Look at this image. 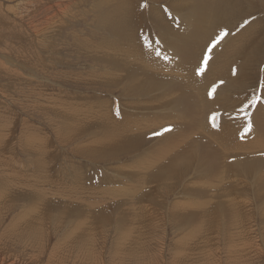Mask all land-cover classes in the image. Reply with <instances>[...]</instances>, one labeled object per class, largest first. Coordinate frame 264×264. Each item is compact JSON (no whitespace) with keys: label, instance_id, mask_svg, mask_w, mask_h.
Returning a JSON list of instances; mask_svg holds the SVG:
<instances>
[{"label":"rangeland","instance_id":"1","mask_svg":"<svg viewBox=\"0 0 264 264\" xmlns=\"http://www.w3.org/2000/svg\"><path fill=\"white\" fill-rule=\"evenodd\" d=\"M174 1H181V0H162L159 2H156L154 0H111V1L110 0L109 1L108 0H0V163H1L0 178L2 179L1 182L4 183V186H3L2 183L0 182L1 185L3 186L0 188L1 190L0 193L2 194V195L0 194V238H1L0 239V249H2V253H1L2 257H0V264H38L37 261L33 262L29 260L26 253L27 254L31 253V251L28 249L30 248V246L24 245L21 241H24V242L32 241L29 243H33V241H37V243L38 242L46 243L44 253L41 258H38L39 255L37 253L32 255V258L34 259L37 258L38 260H40L42 264H46V263L59 264V263H55L56 261H53V260L51 261L50 259H48L49 254L51 255V253L54 252L56 249L55 248L54 250L50 251L53 246H56L55 243L60 244L58 252H61L62 254V258H63L62 264H93L92 263L93 260L95 263L98 262V264H108V262H110V258H109L110 247H112V245L114 244L123 245L126 242V237L118 235L119 232H118V229L116 228L117 227L116 223L119 219L122 220V218L119 216L120 213L123 214L127 219H133L132 215L131 214L129 215L128 213L129 212L128 197L132 198L134 204L133 202H130L129 204L133 205L134 207L135 205L139 204L138 200H134L135 196H143L141 202L144 203L148 208H150L151 211H150L149 219L151 220H149L150 225L147 226V233L141 235V232L135 231L136 233L135 232L132 233L128 237V239H130L133 235H135V239L138 240L140 243L141 242L147 243L150 241V243L154 245V249L152 252H155L154 254L155 256L152 257L153 264H166V262H164L162 259L159 258V257L163 258V252L165 254L167 253V255L169 256L170 254H172V252L173 253L175 252L176 248L180 246L185 247V245L181 243L182 241L183 243H186L187 240L188 241L186 245H189L190 243H193V242L194 243L196 242V245L193 247V249L186 248L182 252V255L184 254L187 255L186 259L183 261V264H189V260L192 258L195 260L197 258L199 259L200 263H204V264H234V262L235 264L236 263L264 264V230L260 222V214L262 211V206L261 207L259 206L260 203L264 202V199L257 194L258 190L260 193L264 194L263 192L264 184L261 183L262 178L259 179L260 184H258L261 187L259 186L256 187L254 185V181H255L254 177L252 178L248 177L249 179H247L246 175L245 177H242V178L239 176L235 177L234 174H230L231 176L228 175L229 177L228 176L219 177L215 175L213 173V170H211L212 169L211 167H213L211 165H214L216 169L219 168L217 167L216 161H215L217 157L219 156V154H217L218 151L215 149V147L217 148L216 143L213 144L214 148L212 147V149L211 148L210 149L208 148V150L206 149V153H204L201 157L204 159L200 158L201 160H204V161H201L200 159L199 161V160H196L195 158L192 160L193 158L192 155H194L192 153L196 150H194L192 146H188V144L185 142H189V143L191 142L192 145H195L197 147V151H198L200 147L201 148L205 146L207 147L208 145L203 146V144H207L210 141L208 140L207 142L205 140H202L199 137L198 132H197L198 135L195 134L193 136V134L196 132H193V131L191 132L190 129H187L188 134L186 133L183 134L182 131H176L177 127L173 128L174 127L173 125L177 126V124H181L182 120L180 119L179 120L172 119V120L167 121L170 117L178 116V114L177 115L175 114L177 112H182L181 110H183L182 113H184V114H181L183 118H186L188 116L187 114L189 110L187 109L188 107L187 105L185 107L186 110H184L185 109L184 107H183L184 109L183 108L180 109L175 105L176 102H178L176 101L175 96L180 95V93H183V91H185L186 89L184 88L183 79H181L183 82L180 79H176L177 81L182 82V83L179 82V84L177 85L179 88L176 85H174V84H177L178 82H175V80H169L170 83L173 84L172 85L173 87L170 86L172 89L167 91L166 93L171 92L170 95L169 94L164 95L162 92H159L158 90H155V88H153L155 87L154 84H152V86L150 85V79L153 78L154 74H158L157 73L159 71L157 70L158 66L161 70L160 77L164 79L167 78V81L168 79H170V76H166L167 74H172V75L178 74L174 72L169 73L171 72L168 69L169 67H164L166 66L165 65L166 63L168 66L173 65L172 63H175L177 61L176 60L177 58L178 60L181 58V54H178L177 51L175 50L177 49V47H175V45H172L171 43L170 39L172 38V36L170 37L169 34L165 32V30L170 29L171 31H175V30L182 31L186 28V30L188 31L189 29L190 30L192 29L193 25L195 26V24H192V22L194 21V17H192L194 16V12L191 11L189 13L188 10L186 11V9L184 10L183 8L179 9L180 3H178L176 6L177 8H175L172 5ZM126 7L128 9L130 7L131 12L127 14L128 15L127 22L123 23L124 26L126 25L124 27L125 31L122 34V36L126 38H123L124 39L123 40L119 36V33L115 31L114 27L107 25L105 23L104 18L112 10H114L115 12H121V11L126 12L127 10ZM155 7L158 8V12H156ZM231 7L234 9V13L231 14V18H230V15L226 17L228 22L225 19L221 18L222 19L221 28L222 27L225 28L222 25H227L226 28L225 29L222 28L219 31V33L216 34V36L213 35L211 38H214V39L213 40L209 39L210 42L208 43V46L206 42V45H204L203 48L200 47L201 49L200 51L192 50L194 52H189V53L186 52V55L189 56L191 54L193 58H191L192 56H189L190 59H195V57L197 58L199 53L200 55H202V56H199L201 58L207 55L206 65H209V62L215 59V54L216 56H218L219 55L218 53L224 52L226 48L227 49L235 48L233 50V55L230 57L231 64L228 67L233 72L236 73L234 75L235 77L231 78L233 80L235 79L234 81H232L233 82L232 85H234L238 81L241 82V83H237L238 85L236 84V87L238 88L234 87L235 85L232 86L231 83H229L231 85L229 86L228 81H225L224 79L219 78L218 76H216L218 75L216 73L211 72L213 73V76H214L213 79L211 78L212 74L208 75L209 80L210 78L211 80H213L210 82L205 73L207 70L203 69L204 71H199L198 69L194 71H196V73L198 72L197 74L201 78L200 84L202 86L206 85V83L204 82V78L206 79L205 80L207 82L206 86L210 90L211 93H214L216 91H219L221 93L224 92V94H222V99L220 100V102L215 104V106H212L214 109H212V107L210 106L207 110L208 114H206L205 116V113H201L199 116V120L201 121L203 118L204 120H206L216 111L225 109L226 107L225 111H222V115H219L220 114L219 113L218 116H220L219 118H221V121L226 120L228 124L222 125L219 128H215V133L222 134L223 136H225L228 139V142H229L228 145L232 147L233 149L241 150L242 148L246 147L249 143H251L256 138V131L262 132L264 130V114L256 113L258 109L262 110V113H264V87L261 86L262 82H264V0H231ZM181 10L184 13H182ZM160 12H161L162 17L160 15L159 16L157 15ZM131 13H133L132 16H131ZM187 13H189L190 16ZM157 20L159 21L157 22ZM223 20H225L226 22ZM183 23L185 24V26H189V29H187L188 27H185ZM130 28L131 30H133L132 32H130ZM222 31H226L227 34L224 35L222 38H220V33ZM133 33L135 37L134 52H133L134 55L131 56V59L133 63H134V58H135V62L137 63L139 62L138 63L139 66L137 65V67L139 68H137V70L139 69L142 75H140L137 72L134 73L133 75H128L126 74L125 70L122 69V66H121V63L123 67L125 66V64H127L126 62L127 60L125 59V57L127 56L126 52L133 50V48L130 47L131 44L133 43V37H132ZM170 33H173V32H170ZM164 39L166 40L164 41ZM211 41L212 43L213 41H216L217 44L215 43L212 45ZM117 45H119V47ZM127 46H128V49H127ZM170 46L172 49L170 48ZM172 46L175 48H173ZM223 46H225V48ZM125 48L127 49L126 52L124 51ZM138 48H140L141 51L144 52L146 56L150 57L151 59L155 61L154 62L152 60V63L154 62L155 66L154 65L149 66L147 62L148 58L145 59L141 54L139 55L138 54L139 51L137 52L136 50ZM215 48L217 49L215 50ZM208 49H210L211 51ZM202 51H204V55ZM195 52L197 56L195 55ZM207 52L209 53L207 54ZM157 54L158 56L156 57ZM161 59L162 61L160 62ZM180 61L183 66L188 65L187 58H182L180 59ZM237 73H241V74H238V76H236ZM202 75L204 76V78H202ZM124 76H126V78ZM147 77L148 78L150 77V78L148 79ZM217 77H218V80H216ZM228 77L230 78V75H228L226 78ZM134 78H139V79L137 80ZM214 79L216 82H220L221 87H218L219 83H217V86L213 87V83L214 85H216L215 84L216 82L214 81ZM147 81H149V84L147 86V89L145 90L144 88L146 87H142L141 84H144V83L147 84ZM222 82L223 83L227 82L228 85L227 84L225 85L226 88H224L225 86L223 87L225 90L222 89L220 91L223 85ZM208 83H209V86H208ZM243 83H244V86H242ZM181 84H183L182 86L183 89L181 88ZM174 86H176L177 89L174 88ZM149 87L151 89H149ZM228 87L230 89H228ZM111 90L113 91L111 92ZM150 91L152 93H150ZM154 93H155V96L153 95ZM194 96L196 97V93L194 94ZM184 97H186L185 100L188 99L187 96H184ZM254 97L255 99H253ZM196 98L198 99V97ZM88 100L89 102H87ZM162 100L167 101V103H165L167 106V109L165 108L166 107L164 104L165 101H162ZM157 101H158L157 105L159 106L154 104ZM187 101L186 102L184 101V103H188ZM72 102H74L73 105H72ZM79 102L80 103L82 102V104H80ZM91 102L93 103L94 107L97 106L96 109L92 106ZM125 102L126 103L128 102V104L126 105ZM169 102L172 103L173 108L174 106L175 108H178L176 109V112L174 111L175 109L171 108L172 106L169 104ZM200 102L201 101H199V103ZM85 103L86 105L88 103L89 104L86 106ZM57 104H58L57 107L60 109L56 107ZM74 104H77L79 106L76 107L77 105H74ZM202 104L200 103V105ZM81 105H83L84 107ZM89 105L91 108L89 107ZM103 105L105 106L103 107ZM70 106L72 107L74 106V108L77 111L75 110L76 111L75 112L74 108L72 109V107L70 108ZM154 106H156L157 109L153 108ZM63 107L65 108L62 109ZM101 107L104 108L106 112H104V110L101 109ZM148 107H151L152 109L150 108L149 110ZM81 108L84 109L85 111L82 110ZM133 108L134 109L136 108L137 110H134ZM54 109L56 111H54ZM68 109L70 111H68ZM88 109L90 110L92 109L93 111L92 110L91 111L93 113ZM235 110H238L239 112ZM57 111H59L60 113ZM79 111H82V112H79ZM88 111H90L91 114L90 112L88 113ZM165 111H168V112H165ZM211 111H212V114L210 113ZM134 114H137V115H134ZM60 115H62L61 116L62 118L59 117ZM90 115L92 116L90 117ZM63 116L65 117V119H63L64 118ZM66 116H68L67 117L68 119L66 118ZM75 116L77 119L75 118ZM258 116L262 120L257 118ZM142 117L143 119L144 118L149 119L148 121L150 123L149 122L147 123L146 122L147 119L146 120L144 119L145 120L144 122H146V124H149V125H146L143 122ZM157 119H158V122L161 119H162L161 122L167 121L164 123V128L163 127L152 128L151 125H153L154 122H157ZM204 120H202L201 122L202 123L205 122ZM118 121L119 123H117ZM132 121H134V123ZM141 122L143 125L140 124ZM255 122H257L256 123L257 125L255 124ZM113 123L114 124L116 123V124L114 125ZM258 123L262 125L258 126L259 125ZM91 124L93 126L96 125V127L95 128L93 127L89 130L90 126L92 127ZM139 124L141 127L139 126ZM108 125L110 126V130L107 129ZM137 127H139V129ZM85 128L91 132H89ZM160 129L164 131L163 132L164 134L163 133L160 134V131H161ZM164 129H166V131ZM170 129L172 130L175 129V134L177 135L178 133L179 135H181L180 132H182V136H185V137L181 141L185 143L184 144L185 146L183 145V142L180 141L177 146L175 145L171 147L172 151L171 149L167 152L164 151L162 153L158 151L159 153L158 154L156 148L160 146L161 147L166 146L167 142H168V145H170L171 143V140H172L171 135L174 133V130L173 131L171 130L170 132L171 135H167L168 134L167 132ZM57 130L58 132H56ZM81 133H83V136ZM40 134H41V138H40ZM77 134L78 135L81 134V135L78 136ZM150 134L152 135L154 134V135L153 136L151 135L152 137L148 139L149 138L148 135ZM165 134L166 136H164ZM203 134H204V138L206 137L205 139H207L208 136L209 137L214 136V134H211V133L208 134V136L205 132ZM28 136L30 138H28ZM63 136L64 137L67 136L66 141H65V138H61ZM68 137H70L71 140H69ZM25 138L30 139V141H28L29 143L27 142ZM31 138L33 139L34 142L31 141L32 140ZM77 138H80V139L77 140ZM140 139L142 140V142ZM25 140L28 144H26ZM38 140L39 141L41 140V141L39 142ZM36 141L37 143H35ZM31 142L35 143L34 146ZM38 142H39V145H38ZM30 145L33 146V148H31ZM89 146L91 149L89 148ZM114 146L116 148L120 147V149H116ZM27 147H29L30 149ZM34 147L36 151L34 150ZM109 148H111V150ZM31 149L34 151H30ZM155 149H156V152L154 151ZM26 150H28L29 153ZM107 150H109L110 153L107 152ZM183 150L187 153L186 156H189V157H185L186 160L185 158H183L184 155H182V154H185V152L178 154V152H182ZM40 151L43 153L41 154ZM197 151L195 153H197ZM221 151L224 152L223 149ZM33 152H35V154L38 152L37 153L38 155L36 154L37 155L36 156ZM172 152L178 155L181 154V157L183 158V160H185L184 162L185 165L183 163L177 164L178 162L174 163L172 161V157H170V155L173 154ZM30 153L31 155L29 157L28 154ZM160 153L166 157H170V158H167L166 160V161L168 160L170 161L164 162L162 158L166 159V157H164ZM229 153L226 150L225 153L221 154L222 157H224L223 166L224 165L228 166V164H231L230 162H232V161L229 162L227 160L230 157L228 156ZM148 154L149 156L147 157ZM216 154L217 156H214ZM226 154H228L227 159L225 158ZM235 154H242V153L237 152ZM235 154L230 153V155H235ZM245 154L246 153H244V155ZM212 155L216 159L211 157ZM246 155L247 156L251 155V153L250 154L247 153ZM252 155H254L255 157L263 158V165H264V152H256V153H252ZM38 156L40 157L38 158ZM32 158H35V161ZM110 158H111V161H110ZM250 158L253 159L254 161H257L256 159H254L253 156ZM36 159H39V160L36 161ZM223 159H221V161ZM153 160H155L156 162ZM157 160L161 162L159 161L157 162ZM209 160H211L210 162L214 161L215 163L214 164L213 162L210 163L208 162ZM206 161L208 165L206 164ZM31 162H33V164ZM152 162H155L156 166L153 163V166L151 167ZM36 163H39V165L38 164L37 165L40 167V170H39V167L35 165ZM170 163H172L173 165ZM198 163H200L201 165ZM164 164L165 166H162ZM41 165L43 168L41 167ZM69 166H72V168ZM181 166H183L184 168H182ZM116 167L120 170L118 171ZM120 167H123V168H120ZM149 167L151 168V170ZM170 167L172 168L170 169ZM36 169L38 173L37 171H35ZM121 169H122V172H125L126 174L125 173L124 174L127 176H124L123 173L120 172ZM41 170L44 172H42ZM156 170L157 171L160 170V172H157ZM163 170H166V171H163ZM168 170H169L170 177L167 176V179L165 178V180L159 181L161 178L158 180L157 178L159 177L158 175L168 173ZM199 170H201L202 172L198 175V173L196 172ZM206 170H208V173ZM1 171H4L5 173L4 172L3 173L6 176L12 175V177H7L8 179H4L2 176L3 173H1ZM39 172L42 174H40ZM78 172H80L83 177L81 175H78L79 174ZM137 172L138 174L140 173L139 174L140 176L136 174ZM173 172L175 174V177H173L172 179ZM177 172L180 174H178ZM32 173H33V176L31 175ZM204 173H207L208 175L211 174L209 176L210 178L208 177L207 174H204ZM44 175H47L46 180H49L48 182L50 183L48 184L51 186L52 189H54L53 191L56 192L57 195L53 197L54 196L52 194L53 192L50 189V192H49L50 195L47 196L48 200L46 199H43V200L33 199L32 200L34 195L37 193V190L41 187V186H38L37 184L39 185L44 184V183L41 184V181L43 180ZM84 175H85V178H84ZM147 175H149L150 177V178L148 177V183L153 184L152 188L150 186L147 192L148 193L150 192L151 194L155 193V197L157 195L156 199L154 198V199H151L150 201L146 200L147 199L146 194L143 192V191H146L148 187L146 185ZM24 176L28 177L29 179H31V177L33 179L34 177L33 180L35 181L29 180L25 178ZM38 177H40V179ZM23 178H25V182ZM36 179H39L41 181L39 180L37 181ZM178 179L180 180L178 181ZM200 179L201 180L203 179V181L205 182L203 183V181H201ZM217 179H220L219 183ZM222 179H224V181ZM28 180L30 181V183ZM176 180L178 182L172 183ZM209 180L212 182H210ZM208 181L211 183L210 185L208 184L209 183ZM6 182H10V184ZM17 182H19L20 184H18ZM216 182L217 184H215ZM12 183H14L15 186ZM163 183L174 184V186L172 185L169 192L167 193L166 187L164 186L165 184ZM123 184L124 185L126 184L125 186L127 188ZM16 185L18 187H16ZM19 185H21V187H19ZM156 185H158V187ZM212 185L214 186V188L216 187L219 191L217 189L213 190ZM9 186H12L11 187L12 190ZM22 186L23 187L25 186V189L22 188ZM50 186H46V187L49 188ZM114 186L115 187L118 186L117 190H115L116 188H114ZM195 186H196V189H195ZM201 187L203 188V190ZM3 188L5 189L4 192H3ZM183 188L185 189L187 188L190 191H187V189L185 190ZM6 189L8 193L5 192ZM26 189L29 191L23 192ZM84 189L87 192L89 191L90 193L89 192L87 193ZM18 190L20 191V195H21L20 197L23 200L19 197ZM21 190L25 194L21 193ZM61 190H64V191H61ZM163 190L165 191L163 192ZM184 190L187 193H185ZM206 190L209 192L210 195L208 194ZM231 190L233 191V193H231V196L235 198L237 201L231 197L233 201H231L230 199L229 203L225 205L227 207H223V208H228L231 205L232 207L231 211H235L236 213L235 221H236L237 227L235 228V230L239 232V235L241 237L240 240L245 242L247 245V248L244 250V252L243 250H241L242 251L241 252L240 249H237V247L233 245L232 246L235 249L231 246L232 251L229 249L230 246L228 248V250H230L231 253L230 251L226 250L227 247L225 246H228V245L225 244L224 240H226L227 242V238L225 237V235L228 236L227 234H229L228 233L229 230L227 227L226 229L224 228L226 226V221H225L223 212L221 211L220 212L221 214H220L219 213L220 210H218L217 213L213 211L215 208V204L219 206V204H217V201H213V203L214 202L215 203L211 208L213 194L214 196L216 195L219 200L220 198L227 195ZM235 190L237 191L240 190L238 192L239 194L238 196L235 195L234 193ZM14 192H16L17 195L16 193L14 194ZM72 192L74 195L72 194ZM95 192H97L98 194H96ZM218 192L220 193L217 194ZM123 193L125 195H123ZM12 194L14 195L13 196L14 198L12 196L10 197V195ZM112 194L115 196H113ZM25 195L28 197H24ZM81 195L83 197H81ZM161 195L164 198H162ZM183 195L184 197H182ZM16 196H18V198H15ZM31 196L33 197L31 198ZM200 196H202V198ZM203 196H207V197H203ZM236 196L237 198L242 199V201L237 199ZM204 198H206V200ZM152 200L155 201L156 204L158 205L156 204L154 205L155 202H152ZM198 200L201 201L203 204L199 202ZM60 202H62V206L60 205L58 207V209L61 210L59 213V210L56 208V205L58 206ZM118 202L121 203L120 208L116 206ZM114 203H115V206H114ZM199 206L200 208H204L203 211L199 208ZM170 207H172L174 211H177L176 213H179L180 211V213L181 214L184 213L185 216L187 214H189L190 216L193 215V217H195L197 220L195 222L197 224H198V221L200 222L199 224L200 226L195 227L193 229L187 228V230L184 226L183 227L181 226V228H179L181 231L179 229H176L173 223L172 225L169 223L170 218H169L167 211L169 210ZM195 207L196 209H194ZM71 208L72 210L74 209L73 210L74 212L70 210ZM25 210H28L26 214H25ZM76 210H79V213L77 215H75L77 213L75 212ZM192 210L193 211L195 210V211L193 212ZM241 211H243V214H242L243 216L241 215ZM22 212H24L25 215L22 214ZM87 212H90V213L87 214ZM61 213H63V215H66V216H63ZM213 213L215 214L212 215ZM181 214L179 216L177 215V218H180V216H184L183 214L182 215ZM216 214L218 215V217H216L217 216ZM24 217H29V218L24 222L25 220ZM238 217H243L242 219L243 223L237 220ZM67 218L69 219L74 218L75 219L74 222L77 221V224L75 225L76 228L73 225L74 223H72L68 225L66 224L63 225V229L60 230L61 223H64V221L68 220ZM80 219L84 223L79 224ZM122 222L126 223L123 220ZM208 222L210 223H209L208 228L206 229L204 227ZM84 225L89 226L92 229V232H93V228L95 229L94 234H96V236L94 235L92 239L93 241L95 239L94 242L97 245L95 249H92L93 250L92 254L89 252L88 248L84 246L82 240L80 243H75L71 247L68 245V253L67 251H63L61 245H67L68 244L67 241H69V244L72 243V241L78 238L77 237L78 235L80 237V235H82V230L84 231ZM152 225H154L155 227L154 226L152 227ZM7 228L8 229L10 228L12 230L26 231V233L25 235H22V236H18V237L16 236L17 237L16 239H11V237L13 238V236L7 235V234L5 235L4 233L5 230H8ZM55 228H57V230H60V231L57 232ZM202 228L204 229L203 231H202ZM151 229H153V231ZM222 231L226 232V234H224ZM153 232L155 233L153 234ZM246 232L248 233V235H246ZM149 233H151L152 235H150ZM66 235L67 237H65ZM201 235H204V237H202ZM64 237H65L66 244L64 243ZM119 237L121 239H119ZM114 242H116L117 244ZM177 242L179 244L178 247L176 245ZM250 247L252 248L250 256L253 258L249 256L247 260L246 253L248 252ZM240 248L243 249L244 247H240ZM187 249L190 250V253L198 254V257L194 258L192 256L193 254H190L189 251H187ZM236 249L239 252L236 251ZM227 251L230 253V255H226L228 253ZM240 253L241 254L243 253L242 257L241 256L239 257ZM87 254L88 256H91L90 260L89 259L87 260V257H86ZM235 254L237 256H235ZM18 255H20L21 258L23 256V258L21 259L20 256ZM229 256H231L230 259H233L232 261L230 259H229L230 261H228ZM232 256H235L237 259L235 257L232 258ZM4 257L6 258L5 261H4ZM79 260H81V263H78ZM239 260H241V262H239ZM155 261H159V262L156 263ZM227 261L229 263H227Z\"/></svg>","mask_w":264,"mask_h":264},{"label":"bare ground","instance_id":"2","mask_svg":"<svg viewBox=\"0 0 264 264\" xmlns=\"http://www.w3.org/2000/svg\"><path fill=\"white\" fill-rule=\"evenodd\" d=\"M109 1V0H108ZM111 1V0H110ZM154 1H156V2H159V1H162V0H154ZM108 3V2H107ZM110 3V2H109ZM115 3V2H114ZM178 3H180L179 5H180V7H179V9L181 8H183V10L184 9H186V11L188 10V12L190 13L191 11L192 12H194V16H192V17H194V21L192 22V24H195V26L193 25V27L192 26H190V27H192V29L190 30L189 29V26H185V24L183 23V25L185 26V27H188L187 29H189L188 31L186 30V28L184 29V30H182V31H177V30H175V31H171L170 29H167V30H165V32L166 33H168L169 34V36L171 37L172 36V38L170 39L171 40V43H172V45H175V47H177V49H175L176 51H177V53L178 54H181V58L180 59H182V58H187L188 59V65L187 66H183L182 64H181V61H180V59L178 60V58L176 59L177 61L175 62V63H172L173 65H167V63L165 64L166 66H164V67H169L168 69L171 71V72H169V73H172V72H174V73H178V74H175V75H172V74H167L166 76H170V79H168V81H167V78L166 79H164V78H162V77H160V75H161V70H160V68H159V66H158V68H157V70H159L157 73L158 74H154L153 75V78H151L150 79V85L152 86V84H154L155 85V87H153V88H155V90H158L159 92H162L164 95L166 94V95H170V93H166L167 91H169V90H171L172 88L170 87V86H172L173 84H171L170 83V81L169 80H175V82H178L177 84H174V85H178L179 84V82H181L182 80L181 79H183V81H184V88H186L185 89V91H183V93H180V95H178V96H175V99H176V101H178V102H176V106L178 107V108H185L186 107V105L188 106L187 107V109L189 110V112H188V116L186 117V118H183L182 116H181V114H184V113H182L183 112V110H181L182 112H177L175 115H177L178 114V116H175V117H170L167 121H169V120H172V119H180V120H182V123L181 124H177V126L176 125H173L172 127L173 128H176L177 127V129H176V131H182L183 132V134L184 133H186V134H188L187 133V129H190L191 130V132L193 131V132H196V133H194L193 134V136L195 135V134H197V132L199 133V137L202 139V140H205V141H207L208 142V140L210 141V142H208L207 144H203V142H202V144H203V146H205V145H208L207 147L205 146V147H200L199 148V150L197 151V147L195 146V145H192L191 144V142L189 143V142H185V143H187L188 144V146H192L193 147V149L194 150H196L197 151V153H195L196 151H194L192 154H194V155H192L193 156V158H192V160L195 158L196 160H199L201 157H202V155L204 154V153H206V149L208 150V148L210 149H212V147L214 148V143H216V146H217V148L215 147V149L218 151H216L217 152V154H219V158L217 157V159L216 158H214V156H217V154L216 155H212L211 157H213L214 159H216L215 161H216V165H217V167H219V168H215L214 167V165H211V166H213V167H211L212 169L211 170H213V173L215 174V175H217V176H231L230 174H234L235 175V177L236 176H239V177H245V175L247 176V179H249L248 177H254L255 178V181H254V185L257 187V186H259L258 184H260V178H262L261 180H262V182L261 183H263L264 184V165H263V158H261V157H255L254 155H252V153H256V152H264V130L260 133V132H258V131H256V138L251 142V143H249L246 147H244V148H242L241 150H235V149H233L232 147H230L229 145H228V139L225 137V136H223L222 134H217V133H215V128H219V127H221L222 125H226V124H228V122L225 120V121H221V118H219L220 116H218V114L219 115H222V111H225V109H226V107H225V109H222V110H219V111H216L214 114H212V111L210 112L212 115L208 118V119H206V120H204V118L202 119V120H204L205 122H201L200 120H199V116H200V114L201 113H205V116H206V114H208L207 113V110H208V108L211 106H215V104H217V103H219L220 102V100L222 99V94H224V92H219V91H216V92H214V91H212V92H214V93H211L210 92V90L207 88V82L205 81L206 79L204 78V76L202 75V78H204V82L206 83V85L205 86H202L201 84H200V82H201V78H200V76L196 73V71H194V70H198V69H205V70H207L205 73H206V75H207V78H208V80H209V77H208V75H210V74H212V79H213V73H216V74H218V75H216V76H218L219 78H221V79H224L225 81H228V84L229 83H231V85H232V81H234L233 79H231L232 77H235L234 75L236 74L235 72H233L228 66L231 64V56L233 55V50L235 49V48H233V49H227L226 48V50L224 51V52H220V53H218L217 55L218 56H216V54H215V59H213V60H211L210 62H209V65H206V63H205V58H206V56L205 57H199V56H202V55H200V53H199V55H198V57L197 58H199V59H197L196 57H195V59H190V57L189 56H192L191 54L188 56V55H186V52L187 53H189V52H194V51H192V50H201L200 49V47L201 48H203V46L204 45H206V42H207V46H208V43L210 42V40L209 39H214V38H211L213 35L214 36H216V34L217 33H219V31L223 28H221V23H222V19H225L226 21H227V19H226V17L227 16H229L230 15V18H231V14H233L234 13V9L231 7V0H181V1H174L173 3H172V5L175 7V8H177L176 6H177V4ZM111 4V3H110ZM13 5V4H12ZM108 5V4H107ZM119 5V4H118ZM112 6V5H111ZM127 8V7H126ZM155 9H156V12H158V8L157 7H155ZM101 10V9H100ZM122 10V9H121ZM154 10V9H153ZM152 11V10H151ZM182 11V10H181ZM227 11V12H226ZM105 12V11H104ZM103 12V13H104ZM129 12H131V8L129 7V9L127 8V10H126V12H115L114 10H112L108 15H106L105 16V18H104V21H105V23L107 24V25H110V26H112V27H114V29H115V31H117L118 33H119V36L123 39V38H126V37H123L122 36V34H123V32L125 31L124 29V27L126 26H124L123 25V23H126L127 22V14L129 13ZM133 12V11H132ZM182 13H184L183 11H182ZM189 13H187L188 15H189ZM179 14V13H178ZM133 15V13H131V16ZM154 15V14H153ZM158 16L160 15L161 16V12L160 13H158L157 14ZM184 15V14H183ZM185 16V15H184ZM190 16V15H189ZM162 17V16H161ZM184 18V17H183ZM190 18V17H189ZM222 18V19H221ZM159 19V18H158ZM229 19V18H228ZM190 20V19H189ZM225 20H223V21H225ZM159 20H157V22H158ZM225 21V22H226ZM163 22V21H162ZM187 22V21H186ZM228 22V21H227ZM159 24V23H158ZM161 24V23H160ZM182 24V23H181ZM191 24V23H190ZM189 24V25H190ZM223 24H225V23H223ZM163 25V24H162ZM164 26H165V24H164ZM222 26H224L225 28H226V26L227 25H222ZM160 27V26H159ZM165 28V27H164ZM171 28V27H170ZM225 28H223V29H225ZM127 29V28H126ZM161 29V28H160ZM163 30V29H162ZM216 30H217V32H216ZM114 31V32H115ZM129 31V30H128ZM133 30H131V28H130V32H132ZM109 32V31H108ZM111 32V31H110ZM164 32V33H165ZM170 32H173V33H170ZM216 32V33H215ZM110 35V34H109ZM166 35V34H165ZM84 36V35H83ZM128 36V35H127ZM164 36V35H163ZM115 37V36H114ZM132 37H133V43L131 44V46L130 47H132L133 48V50L132 51H128V52H126L127 51V49H128V46H127V49L125 48V52H126V54H127V56L125 57V59L127 60L126 62H127V64H125V66L123 67V65H122V63H121V66H122V69L123 70H125V72H126V74H128V75H133L134 73H139L140 75H142V73H140V71H139V69L137 70V68H139V67H137V65L139 66V62L137 63V62H135V58H134V63H133V61H132V59H131V56L132 55H134V40H135V37H134V33L132 34ZM166 37V36H165ZM167 37H168V35H167ZM169 37V38H170ZM217 37H218V35H217ZM118 38V37H117ZM168 38V39H169ZM102 39V38H101ZM124 40V39H123ZM166 39H164V41H165ZM209 40V41H208ZM81 41H83V40H81ZM191 42V43H190ZM129 43V42H128ZM211 43H212V41H211ZM238 43V42H237ZM217 44V43H216ZM120 45V44H119ZM119 45H117L118 47H119ZM122 45V44H121ZM167 45H169V44H167ZM171 45V44H170ZM212 45H213V43H212ZM212 45H210V46H212ZM228 45V44H227ZM137 46V45H136ZM115 47V46H114ZM173 47V46H172ZM175 47H173V48H175ZM224 48H225V46H223ZM230 47V46H229ZM120 48H121V46H120ZM170 48H171V46H170ZM209 48V47H208ZM172 49V48H171ZM207 49V48H206ZM211 49V48H210ZM210 49H208V50H210ZM214 49V48H213ZM217 48H215V50H216ZM137 50V52L139 51V55L141 54L145 59H147V62H148V64H149V66L150 65H154L155 66V64H154V60L153 59H151L150 57H148V56H146L145 55V53L144 52H142L141 51V49L140 48H138V49H136ZM214 50V51H215ZM224 50V49H223ZM222 50V51H223ZM206 51V50H205ZM211 51V50H210ZM203 52V55H204V51H202ZM217 52V51H216ZM215 52V53H216ZM209 52H207V54H208ZM202 54V53H201ZM206 54V53H205ZM195 55L197 56V54H196V52H195ZM115 56V55H114ZM155 56V55H154ZM158 56V54L156 55V57ZM161 56V55H160ZM179 56V55H178ZM173 57V56H172ZM159 58V57H158ZM191 58H193V56L191 57ZM201 58V59H200ZM138 59V58H137ZM212 59V58H211ZM118 60V59H117ZM119 60H121V59H119ZM152 60L154 61L153 63H152ZM175 60V59H174ZM200 62H199V61ZM162 61V59L160 60V62ZM146 62V61H145ZM142 63V62H141ZM147 64V65H148ZM160 64V63H159ZM114 65V64H113ZM112 65V66H113ZM117 65V64H116ZM120 66V67H121ZM144 66V65H143ZM162 66V65H161ZM145 67V66H144ZM163 67V66H162ZM117 68V67H116ZM118 68H119V66H118ZM119 70V69H118ZM141 70V69H140ZM148 70H150V69H148ZM111 71H113V70H111ZM144 71V70H143ZM147 71V70H146ZM154 71H156V70H154ZM166 71V70H165ZM204 71V70H203ZM115 72H117V71H115ZM149 72V71H148ZM151 72V71H150ZM163 72V71H162ZM167 72V71H166ZM211 72H213V73H211ZM121 73V72H120ZM173 73V74H174ZM232 73H234V74H232ZM80 74V73H79ZM238 74H241V73H237V75L236 76H238ZM82 75V74H81ZM120 75V74H119ZM127 75V76H128ZM145 75H147V74H145ZM149 75H151V74H149ZM163 75V74H162ZM205 75V76H206ZM228 75H230V78L228 77V78H226ZM233 75V76H232ZM244 75V74H243ZM103 76V75H102ZM121 76V75H120ZM155 76V77H154ZM164 76V75H163ZM242 76V75H241ZM80 77H82V76H80ZM79 77V78H80ZM84 77V76H83ZM125 78H126V76H124ZM132 77V76H131ZM145 77V76H144ZM199 77V78H198ZM218 77L216 78V80H218ZM118 78V77H117ZM116 78V79H117ZM148 78V77H147ZM150 78V77H149ZM148 78V79H149ZM164 80H162V79ZM211 78H210V82L211 81H213V80H211ZM76 79V78H75ZM88 79V78H87ZM134 79H139V78H134ZM176 79H180L181 81H177ZM77 80V79H76ZM82 80V79H81ZM125 80V79H124ZM137 80H136V82H137ZM147 80V79H146ZM207 80V81H208ZM220 80V79H219ZM223 80V81H224ZM101 81V80H100ZM128 81V80H127ZM135 81V80H134ZM182 81V82H183ZM214 81H215V79H214ZM102 82V81H101ZM122 82V81H121ZM174 82V83H175ZM181 82V83H182ZM209 82V83H210ZM216 82V81H215ZM91 83V82H90ZM93 83V82H92ZM97 83H99V82H97ZM105 83V82H104ZM117 83H118V81H117ZM139 83V82H138ZM173 83V82H172ZM209 83H208V86H209ZM217 83H219V85H218V87H221V84H220V82H216L215 84L216 85H214V83H213V87L214 86H217ZM223 83V82H222ZM237 83H241V82H236L234 85H232V86H234V87H236V84ZM86 84V83H85ZM130 84V83H129ZM140 84V83H139ZM148 84H149V81H147V84H141V86L142 87H146V88H144L145 90L147 89V86H148ZM227 84V82H225V83H223V85H222V88L220 89V91L222 90V89H224V88H226V85ZM227 84V85H228ZM73 85H74V83H73ZM79 85H80V83H79ZM132 85H133V83H132ZM131 85V86H132ZM230 84H229V86H231ZM238 85V84H237ZM241 85V84H240ZM77 86V85H76ZM103 86V85H102ZM176 86H174V88H176L177 89V87ZM182 86H183V84H181V88H182ZM225 86V87H224ZM242 86H244V83H243V85ZM95 87V86H94ZM114 87V86H113ZM117 87V86H116ZM121 87V86H120ZM128 87V86H127ZM126 87V88H127ZM139 87V86H138ZM173 87V86H172ZM212 87V88H213ZM224 87V88H223ZM239 87H241V86H239ZM100 88V87H99ZM132 88V87H131ZM179 88V87H178ZM217 88V87H216ZM236 88H238V87H236ZM245 88H246V86H245ZM92 89V88H91ZM90 89V90H91ZM121 89V88H120ZM125 89V88H124ZM123 89V90H124ZM149 89H151L150 87H149ZM183 89V88H182ZM193 89H194V91H193ZM228 89H230L229 87H228ZM243 89V88H242ZM94 90H95V88H94ZM97 90V89H96ZM122 90V91H123ZM128 90V89H127ZM134 90V89H133ZM136 90V89H135ZM140 90V89H139ZM193 92H191V91ZM225 90V89H224ZM246 90V89H245ZM93 91V90H92ZM113 90H111V92H112ZM129 91V90H128ZM138 91V90H137ZM142 91V90H141ZM144 91V90H143ZM153 91V90H152ZM227 91V90H226ZM239 91V90H238ZM107 92H108V90H107ZM115 92V91H114ZM113 92V93H114ZM132 92V91H131ZM158 92V93H159ZM196 93V97H198V99L194 96V94ZM127 93V92H126ZM125 93V94H126ZM150 93H152L151 91H150ZM142 94H144V93H142ZM173 94V93H172ZM123 95V94H122ZM132 95V94H131ZM146 95V94H145ZM154 96H155V93L153 94ZM152 95V96H153ZM157 95V94H156ZM175 95V94H174ZM77 96V95H76ZM82 96V95H81ZM94 96V95H93ZM139 96V95H138ZM172 96V95H171ZM170 96V97H171ZM184 96H187V98L188 99H186L185 100V98L186 97H184ZM133 97V96H132ZM150 97H151V95H150ZM166 97V96H165ZM83 98H84V96H83ZM88 98V97H87ZM135 98V97H134ZM162 98V97H161ZM173 98V97H172ZM141 99V98H140ZM139 99V100H140ZM152 99H153V97H152ZM60 100V99H59ZM58 100V101H59ZM188 100V101H187ZM56 101V100H55ZM61 101V100H60ZM68 101V100H67ZM162 101H165L164 102V104L165 103H167V101L166 100H162ZM161 101V102H162ZM184 101L186 102H188V103H184ZM199 101H201L200 103L202 104V105H200V103H199ZM87 102H89V100L87 101ZM147 102V101H146ZM171 102H172V100H171ZM171 102H169V104L172 106V103ZM59 103V102H58ZM73 103L74 102H72V105H73ZM78 103V102H77ZM80 103V102H79ZM84 103V102H83ZM92 103V102H91ZM107 103V102H106ZM126 103V102H125ZM132 103H133V101H132ZM131 103V104H132ZM138 103V102H137ZM143 103H145V102H143ZM148 103V102H147ZM146 103V104H147ZM151 103V102H150ZM157 103H158V101L156 102V103H154L155 105H157ZM163 103V102H162ZM60 104H62V103H60ZM59 104V105H60ZM80 104H82V102L80 103ZM89 104V103H88ZM87 104V105H88ZM102 104V103H101ZM128 104V102L126 103V105ZM130 104V105H131ZM153 104V103H152ZM169 104H168V106H169ZM173 104H174V102H173ZM228 104V103H227ZM64 105V104H63ZM67 105V104H66ZM69 105H71V104H69ZM74 105H77V104H74ZM85 105H86V103H85ZM86 105V106H87ZM95 105V104H94ZM124 105V104H123ZM141 105V104H140ZM139 105V106H140ZM163 105V104H162ZM161 105V106H162ZM185 105V106H184ZM58 106V104L56 105V107ZM79 105H77L76 107H78ZM81 106H83V105H81ZM85 106V107H86ZM92 106H93V103H92ZM96 106V105H95ZM105 105H103V107H104ZM125 106V105H124ZM138 106V105H137ZM157 106H159V105H157ZM165 106H166V104H165ZM223 106H225V105H223ZM55 107V108H56ZM72 106H70V108H71ZM84 107V106H83ZM82 107V108H83ZM89 107H90V105H89ZM89 107H87V108H89ZM94 107V106H93ZM97 107V106H96ZM96 107H94L95 109H96ZM106 107H108V106H106ZM128 107V106H127ZM132 107V106H131ZM130 107V108H131ZM53 108V107H52ZM58 108V107H57ZM65 107H63L62 109H64ZM74 108V106L72 107V109ZM81 108V109H82ZM91 108V107H90ZM129 108V107H128ZM150 108L151 107H148V109L150 110ZM153 108H156L157 109V107L156 106H154ZM166 109H167V106L165 107ZM170 108V107H169ZM171 108H173V106L171 107ZM170 108V109H171ZM178 108H175V106H174V108L173 109H175L174 111L176 112V109H178ZM183 108V109H184ZM216 108V107H215ZM220 108V107H219ZM239 108V107H238ZM58 109H60V108H58ZM67 109V108H66ZM79 109V108H78ZM101 109H103L104 110V108H102L101 107ZM134 109V108H133ZM152 109V108H151ZM212 109H214L213 107H212ZM211 109V110H212ZM51 110V109H50ZM76 109L74 108V111H75ZM80 110V109H79ZM82 110H84V109H82ZM88 110H90V109H88ZM92 110V109H91ZM90 110V111H91ZM134 110H137L136 108L134 109ZM144 110H146V109H144ZM165 110V109H164ZM184 110H186V108L184 109ZM54 111H56L55 109H54ZM62 111V110H61ZM68 111H70L69 109H68ZM67 111V112H68ZM77 111V110H76ZM75 111V112H76ZM85 111V110H84ZM83 111V112H84ZM90 111H88V113L90 112ZM93 111V110H92ZM91 111V112H92ZM96 111V110H95ZM139 111V110H138ZM169 111V110H168ZM168 111H165V112H168ZM171 111V110H170ZM178 111V110H177ZM227 111V110H226ZM233 111V110H232ZM235 111H237V112H239L238 110H235ZM57 112H59V111H57ZM79 112H82V111H79ZM91 112H90V114H91ZM100 112V111H99ZM104 112H106L105 110H104ZM109 112V111H108ZM110 112H111V110H110ZM114 112V111H113ZM132 112V111H131ZM141 112H143V111H141ZM149 112V111H148ZM172 112V111H171ZM60 113V112H59ZM86 113H87V111H86ZM93 113V112H92ZM137 113V112H136ZM159 113H160V111H159ZM231 113V112H230ZM256 113H258V114H264V113H262V110H260V109H258L257 111H256ZM62 114V113H61ZM68 114V113H67ZM74 114V113H73ZM95 114V113H94ZM127 114V113H126ZM158 114V113H157ZM157 114H156V116H157ZM167 114V113H166ZM63 115V114H62ZM62 115H60L59 117H61ZM70 115V114H69ZM68 115V116H69ZM75 115V114H74ZM123 115V114H122ZM121 115V116H122ZM129 115H131V114H129ZM133 115V114H132ZM134 115H137V114H134ZM170 115V114H169ZM174 115V114H173ZM173 115H171V116H173ZM229 115V114H228ZM235 115V114H234ZM237 115V114H236ZM68 116H66V118L68 117ZM78 116V115H77ZM82 116V115H81ZM92 115H90V117H91ZM98 116V115H97ZM119 116H120V114H119ZM155 116V117H156ZM161 116V115H160ZM163 116H164V114H163ZM184 116V115H183ZM209 116V115H208ZM225 116V115H224ZM260 116V115H259ZM259 116L257 117V118H259ZM64 117V116H63ZM80 117V116H79ZM99 117V116H98ZM110 117V116H109ZM146 117V116H145ZM214 117V118H213ZM219 118V119H217V118ZM255 117V116H254ZM62 118V117H61ZM75 118H76V116H75ZM107 118V117H106ZM125 118H126V116H125ZM130 118V117H129ZM153 118V117H152ZM49 119V118H48ZM63 119H65V117L63 118ZM62 119V120H63ZM68 119V118H67ZM70 119V118H69ZM73 119V118H72ZM77 119V118H76ZM113 119H114V117H113ZM145 120L147 119V123L149 122L148 120V118H144ZM143 119V117H142V120H143V122L145 121ZM159 119V118H158ZM158 119H157V122H154V124L153 125H151L152 126V128H154V127H163L164 128V123L165 122H167V121H165V122H161L162 121V119L158 122ZM226 119V118H225ZM260 119V118H259ZM122 120V119H121ZM139 120V119H138ZM257 120V119H256ZM260 120H262V119H260ZM260 120H259V122H260ZM68 121V120H67ZM72 121V120H71ZM125 121V120H124ZM135 121V120H134ZM134 121H132L133 123H134ZM137 121V120H136ZM141 121V120H140ZM153 121V120H152ZM151 121V122H152ZM155 121V120H154ZM254 121V120H253ZM74 122V121H73ZM80 122V121H79ZM94 122V121H93ZM99 122V121H98ZM104 122V121H103ZM109 122V121H108ZM120 122H122V121H120ZM131 122V123H132ZM146 122H144L145 124H146ZM117 123H119V121L117 122ZM127 123H129V122H127ZM138 123H139V121H138ZM150 123V122H149ZM257 122H255V124H256ZM263 123V122H262ZM63 124V123H62ZM87 124V123H86ZM88 124H89V122H88ZM98 124V123H97ZM104 124V123H103ZM114 124V123H113ZM116 124V123H115ZM114 124V125H115ZM122 124V123H121ZM140 124H142V122L140 123ZM140 124H139V126H140ZM144 124V125H145ZM174 124V123H173ZM254 124V125H255ZM259 125L258 126H260V125H262V124H260V123H258ZM56 125V124H55ZM92 125V124H91ZM101 125V124H100ZM106 125V124H105ZM136 125H138V124H136ZM143 125V124H142ZM146 125H149V124H146ZM145 125V126H146ZM257 125V124H256ZM58 126V125H57ZM56 126V127H57ZM63 127H64V125H63ZM95 128L96 127V125L95 126H93L92 125V127L90 126V128H89V130L91 129V128ZM131 127V126H130ZM134 127V126H133ZM141 127V126H140ZM167 127V126H166ZM165 127V128H166ZM256 127V126H255ZM84 128V127H83ZM101 128V127H100ZM138 129H139V127H137ZM169 128V127H168ZM28 129V128H27ZM32 129V128H31ZM58 129V128H57ZM65 129V128H64ZM86 129V128H85ZM107 129H109L110 130V126L108 125V128ZM106 129V130H107ZM143 129V128H142ZM157 129H159V128H157ZM260 129V128H259ZM73 130V129H72ZM86 130H88V129H86ZM85 130V131H86ZM88 130V131H89ZM92 130H94V129H92ZM127 130V129H126ZM144 130H146V129H144ZM154 130V129H153ZM161 130V129H160ZM165 131H166V129H164ZM171 130L172 129H170V130H168V134L167 135H171ZM174 130V133L171 135V138H172V140H171V143H170V145H168V142H167V145L166 146H163V147H158V148H156L157 149V153H158V151L159 152H167V151H169L170 149H171V147L172 146H177L178 145V143L185 137V136H182V132H180L181 133V135H179V133H178V135L177 134H175V129H173ZM172 130V131H173ZM262 130V129H261ZM118 131V130H117ZM155 131H156V129H155ZM158 131V130H157ZM24 132V131H23ZM56 132H58V130L56 131ZM63 132H65V131H63ZM83 132V131H82ZM87 132V131H86ZM89 132H91V131H89ZM164 131H160V134L161 133H163ZM206 133L207 134V136H208V134H214V136H212V137H207V139H205L204 138V134L203 133ZM97 133V132H96ZM113 133V132H112ZM151 133V132H150ZM153 133V132H152ZM159 133V132H158ZM170 133V134H169ZM24 134V133H23ZM82 134V136H83V133H81ZM81 134H79V135H81ZM155 134V133H154ZM153 134V135H154ZM164 134V133H163ZM33 135V134H32ZM65 135V134H64ZM78 135V134H77ZM78 135V136H79ZM104 135V134H103ZM152 134H150V135H148L149 136V138L148 137H146V138H148V139H150V137H152L151 136ZM156 135H157V133H156ZM159 135V134H158ZM198 135V134H197ZM61 136H62V134H61ZM164 136H166V134L164 135ZM163 136V137H164ZM32 137V136H31ZM44 137V136H43ZM47 137V136H46ZM46 137H45V139H46ZM77 137V136H76ZM156 137V136H155ZM154 137V138H155ZM28 138H30L29 136H28ZM40 138H41V134H40ZM61 138H65V141H66V139H67V136L66 137H61ZM60 138V139H61ZM168 138V137H167ZM24 139V138H23ZM26 140H27V142L28 141H30V139H27V138H25ZM32 139V138H31ZM34 139H35V137H34ZM37 139V138H36ZM68 139L69 140H71V138L70 137H68ZM74 139H76V138H74ZM78 139H80V138H77V140ZM165 139V138H164ZM186 139V138H185ZM26 140H25V142H26ZM43 140V139H42ZM88 140V139H87ZM141 140V139H140ZM142 140H143V138H142ZM142 140H141V142H142ZM145 140V139H144ZM154 140V139H153ZM157 140V139H156ZM168 140V139H167ZM170 140V139H169ZM3 141V140H2ZM24 141V140H23ZM31 141H33V139L31 140ZM39 141V140H38ZM41 141V140H40ZM39 141V142H40ZM102 141V140H101ZM108 141V140H107ZM114 141V140H113ZM162 141V140H161ZM188 141V140H187ZM26 142V144H28ZM34 142V141H33ZM39 142H38V145H39ZM116 142V141H115ZM165 142H166V140H165ZM181 142H183V141H181ZM32 143V142H31ZM35 143H37V141L35 142ZM35 143H32L33 144V146H34V144ZM97 143V142H96ZM143 143H144V141H143ZM157 143H158V141H157ZM184 142H183V145L185 144ZM105 144H106V142H105ZM127 144V143H126ZM149 144V143H148ZM88 145V144H87ZM145 145V144H144ZM162 145V144H161ZM26 146H28V145H26ZM31 146V145H30ZM29 146V147H30ZM33 146H31V148H33ZM43 146V145H42ZM81 146V145H80ZM93 146V145H92ZM96 146V145H95ZM129 146V145H128ZM133 146V145H132ZM131 146V147H132ZM185 146V145H184ZM184 146H182V147H184ZM29 147H27V148H29ZM36 147H37V145H36ZM39 147V146H38ZM94 147V146H93ZM113 147V146H112ZM115 147V146H114ZM179 147V146H178ZM181 147V146H180ZM76 148V147H75ZM79 148V147H78ZM80 148H82V147H80ZM89 148H90V146H89ZM103 148V147H102ZM116 148V147H115ZM123 148V147H122ZM134 148H135V146H134ZM145 148V147H144ZM177 148V147H176ZM191 148V147H190ZM30 149V148H29ZM91 149V148H90ZM105 149H107V148H105ZM110 150H111V148H109ZM116 149H120V147L118 148H116ZM156 149L154 150L155 152H156ZM192 149V148H191ZM192 149V150H193ZM224 150V152H222L221 150ZM34 150H35V147H34ZM34 150H30V151H34ZM39 150H40V148H39ZM39 150H37V151H39ZM113 150V149H112ZM115 150V149H114ZM137 150V149H136ZM148 150V149H147ZM150 150V149H149ZM180 150V149H179ZM226 150L228 151V153L230 152L231 154L233 153V154H235V153H237V152H240V153H242V154H235V155H230V153H229V155L228 154H226L225 156V158L227 159L228 157H227V155L228 156H230L229 157V159H227L229 162L230 161H232V162H230L231 164H228V166L226 165H224L223 166V162H224V157H222V153H225L226 152ZM27 152H28V150H26ZM36 151V150H35ZM43 151V150H42ZM171 151H172V149H171ZM181 151V150H180ZM215 151V150H214ZM41 152V151H40ZM104 152V151H103ZM107 152H109V150H107ZM131 152V151H130ZM174 152V151H173ZM172 152V153H173ZM185 151L183 150L182 152H178V154L179 153H184ZM208 152V151H207ZM29 153V152H28ZM34 154H35V152H33ZM38 153V152H37ZM36 153V154H37ZM43 152H41V154H42ZM110 153V152H109ZM111 153H112V151H111ZM125 153V152H124ZM149 153V152H148ZM160 153V154H161ZM168 153H170V152H168ZM244 153H248V154H250L251 153V155H244ZM33 154V155H34ZM35 154V155H36ZM104 154H106V153H104ZM159 154V153H158ZM178 154H176V153H173L172 155H170V157H172V161L174 162V163H177V164H184V162H185V160H186V158L185 157H189V156H186V152H185V154H182V155H184V157L183 158H185V160H183V158L181 157V154L180 155H178ZM29 155V157H30V155H31V153L30 154H28ZM34 155V156H35ZM38 155V154H37ZM36 155V156H37ZM122 155V154H121ZM150 155H151V153H150ZM161 155H163V154H161ZM167 155H169V154H167ZM191 155V154H190ZM210 155H211V153H210ZM117 156V155H116ZM128 156V155H127ZM149 156V154L147 155V157ZM164 156V155H163ZM254 157V159H256L257 161H254L253 159H251L250 157ZM40 156H38V158H39ZM46 157V156H45ZM48 157V156H47ZM146 157V158H147ZM153 157V156H152ZM164 157H166V156H164ZM170 157H166V159H164V158H162L163 159V161L164 162H168V161H170V160H168V161H166L167 160V158H170ZM210 157V156H209ZM249 157V158H248ZM36 158V157H35ZM35 158H32V159H34V161H35ZM42 158V157H41ZM44 158V157H43ZM49 158H50V156H49ZM48 158V159H49ZM103 158V157H102ZM46 159V158H45ZM117 159V158H116ZM145 159V158H144ZM157 159V158H156ZM159 159V158H158ZM161 159V158H160ZM201 159H204V158H201ZM200 159V160H201ZM207 159V158H206ZM205 159V160H206ZM210 159V158H209ZM213 159V160H214ZM221 159H223L222 161H221ZM225 159V160H226ZM37 160H39V159H36V161ZM104 160H106V159H104ZM109 160V159H108ZM113 160V159H112ZM115 160V159H114ZM140 160V159H139ZM138 160V161H139ZM191 160V161H192ZM199 160V161H200ZM211 160H212V158H211ZM211 160H209L208 162H210ZM253 160V161H252ZM42 161H43V159H42ZM110 161H111V158H110ZM153 161H155V160H153ZM159 160H157V162H158ZM162 161V162H163ZM188 161V160H187ZM201 161H204V160H201ZM228 161H227V163H228ZM109 162V161H108ZM142 162V161H141ZM156 162V161H155ZM155 162H152V164H151V167L153 166V163L155 164ZM159 162H161V161H159ZM196 162V161H195ZM213 162V164L215 163L214 161H212ZM212 162H210V163H212ZM221 162H222V164H221ZM32 164H33V162H31ZM44 163V162H43ZM193 163V162H192ZM39 165V163H36L35 165ZM41 164V163H40ZM139 164V163H138ZM158 164V163H157ZM160 164H162V163H160ZM170 164H172V163H170ZM177 164H175V165H177ZM198 164H200V163H198ZM203 164V163H202ZM205 164V163H204ZM206 164H207V161H206ZM205 164V165H206ZM0 165H1V163H0ZM34 165V166H35ZM37 165V166H38ZM43 165V164H42ZM42 165H41V167H42ZM71 165V164H70ZM169 165V164H168ZM173 165V164H172ZM185 165V164H184ZM188 165H190V164H188ZM201 165V164H200ZM208 165V164H207ZM32 166V165H31ZM45 166V165H44ZM74 166V165H73ZM76 166V165H75ZM155 166H156V164H155ZM162 166H165V164L164 165H162ZM167 166V165H166ZM179 166V165H178ZM198 166V165H197ZM204 166V165H203ZM39 167V166H38ZM69 167H71L72 168V166H69ZM118 167V166H117ZM116 167V168H117ZM182 168H184L183 166H181ZM195 167V166H194ZM1 168H3V167H1ZM43 168V167H42ZM47 168V167H46ZM78 168V167H77ZM80 168V167H79ZM119 168V167H118ZM117 168V169H118ZM120 168H123V167H120ZM138 168V167H137ZM141 168V167H140ZM150 168V167H149ZM160 168V167H159ZM172 167H170V169H171ZM189 168V167H188ZM203 168V167H202ZM225 168V169H224ZM34 169H35V167H34ZM38 169V168H37ZM37 169L35 170V171H37ZM74 169V168H73ZM133 169V168H132ZM142 169V168H141ZM141 169H140V171H141ZM168 169V168H167ZM166 169V170H167ZM193 169V168H192ZM2 170H4V169H2ZM39 170H40V167H39ZM80 170V169H79ZM78 170V171H79ZM120 169H118V171H119ZM127 170V169H126ZM143 170V169H142ZM150 170H151V168H150ZM161 170V169H160ZM160 170L159 171H157V172H160ZM166 170H163V171H166ZM174 170V169H173ZM176 170H178V169H176ZM186 170V169H185ZM189 170V169H188ZM198 170V169H197ZM42 171V170H41ZM70 171V170H69ZM115 171V170H114ZM117 171V170H116ZM125 171V170H124ZM136 171V170H135ZM139 171V170H138ZM155 171V170H154ZM170 171H172V170H170ZM181 171V170H180ZM192 171V170H191ZM195 171V170H194ZM207 171V173H208V170H206ZM4 171H1V173H3ZM42 172H44V171H42ZM49 172V171H48ZM71 172V171H70ZM120 172H122V169H121V171ZM119 172V173H120ZM144 172V171H143ZM202 171L201 170H199V171H197L196 173H198V175L201 173ZM5 173V172H4ZM3 173V178L4 179H8L7 177H12V175L10 176H6L5 174ZM12 173V172H11ZM35 173V172H34ZM37 173H38V171H37ZM40 173V172H39ZM73 173V172H72ZM79 174L78 175H81L82 176V174L80 173V172H78ZM115 173H117V172H115ZM123 173V175L124 176H127V175H125L126 173L125 172H122ZM125 173V174H124ZM129 173V172H128ZM141 173H142V171H141ZM145 173V172H144ZM162 173V172H161ZM165 173V172H164ZM178 173V172H177ZM196 173H194V174H196ZM207 173H204V174H207ZM40 174H42V173H40ZM136 174H138V172L136 173ZM140 174V173H139ZM138 174V175H139ZM150 174V173H149ZM152 174V173H151ZM178 174H180V173H178ZM193 174V175H194ZM15 175V174H14ZM20 175V174H19ZM32 176H33V173L31 174ZM35 175V174H34ZM38 175V174H37ZM72 175H74V174H72ZM123 175H122V177H123ZM130 175V174H129ZM128 175V176H129ZM146 175V174H145ZM170 174H169V170H168V173H165V174H159L158 176L159 177H157L158 178V180L159 181H162V180H165V178L167 179V176H169ZM184 175V174H183ZM203 175V174H202ZM202 175H200V176H202ZM208 175V174H207ZM211 175V174H210ZM210 175H208V177L210 176ZM22 176V175H21ZM28 176V175H27ZM36 176V175H35ZM40 176H42V175H40ZM77 176V175H76ZM76 176H75V178H76ZM133 176V175H132ZM140 176V175H139ZM228 176V177H229ZM25 177V176H24ZM30 177V176H29ZM83 177V176H82ZM121 177V178H122ZM134 177V176H133ZM132 177V178H133ZM143 177H144V175H143ZM148 177H149V175H147V183H146V185L148 186L147 187V189H146V191H143L145 194H146V200L148 201H150L151 199H156V197H157V195H156V197H155V193L154 194H151L150 192L148 193L147 192V190H148V188L151 186V188H152V186H153V184H149L148 183ZM170 177V176H169ZM173 177H175V174H174V172L172 173V179H173ZM178 177V176H177ZM193 177V176H192ZM202 177H204V176H202ZM207 177V176H206ZM21 178V177H20ZM19 178V179H20ZM25 178H27V179H29L28 177H25ZM25 178H23L24 179V182H25ZM37 178V177H36ZM39 179H40V177H38ZM42 178V177H41ZM74 178V179H75ZM84 178H85V175H84ZM141 178V177H140ZM150 178V177H149ZM185 178V177H184ZM194 178V177H193ZM197 178V177H196ZM210 178V177H209ZM223 178V177H222ZM1 179V178H0ZM15 179V178H14ZM18 179V178H17ZM17 179H16V181H17ZM23 179H21V180H23ZM26 179V180H27ZM33 179H34V177H33ZM32 179V177H31V179H29V180H33ZM39 179H36L37 181L39 180ZM47 179V175H44L43 176V182L41 181V180H39V181H41V184L42 183H44L43 185H39V184H37L38 186H41L38 190H37V193L34 195V197L33 196H31V198H32V200L33 199H35V200H43V199H46V200H48V197L47 196H49L50 194H49V192H50V189L52 190V194L54 195L53 197H55L56 195H57V193L56 192H54L53 190L54 189H52L51 188V186L48 184V183H50V182H48L49 180H46ZM134 179V178H133ZM152 179V178H151ZM169 179V178H168ZM171 179V180H172ZM176 179V178H175ZM244 179V178H243ZM28 180V181H29ZM77 180V179H76ZM180 179H178V181H179ZM189 180V179H188ZM201 180V179H200ZM218 180V183H219V180L220 179H217ZM223 181H224V179H222ZM2 181V179L0 180V182ZM33 181H35V180H33ZM74 181V180H73ZM123 181H125V180H123ZM138 181V180H137ZM136 181V182H137ZM144 181H146V180H144ZM151 181V180H150ZM168 181V180H167ZM177 180L176 181H174V182H172V183H175V182H178ZM185 181V180H184ZM186 181H187V179H186ZM201 181H203V179L201 180ZM210 181V180H209ZM208 181V182H209ZM216 181V180H215ZM4 182V181H3ZM12 182V181H11ZM15 182V181H14ZM23 182V181H22ZM23 182V183H24ZM52 182V181H51ZM127 182H128V180H127ZM153 182V181H152ZM166 182V181H165ZM193 182V181H192ZM205 181H203V183H204ZM210 182H212V181H210ZM208 183L209 185L211 184V183ZM2 183V182H1ZM1 183H0V185H1ZM6 183H8V184H10V182H6ZM18 184H20L19 182H17ZM28 183V182H27ZM29 183H30V181H29ZM28 183V184H29ZM77 183V182H76ZM184 183V182H183ZM12 184H14V183H12ZM11 184V185H12ZM25 184V183H24ZM31 184H33V183H31ZM36 184V183H35ZM141 184V183H140ZM155 184V183H154ZM163 184H165L164 186L166 187V191H167V193L169 192V190H170V188L172 187V185L174 186V184H170V183H163ZM180 184H182V183H180ZM197 184V183H196ZM215 184H217V182L215 183ZM2 185L4 186V183H2ZM0 186V188L1 187H3V186ZM27 185V184H26ZM73 185V184H72ZM114 185H116V184H114ZM117 185H119V184H117ZM124 185V184H123ZM126 185V184H125ZM124 185V186H125ZM131 185V184H130ZM144 185V184H143ZM145 185V186H146ZM187 185V184H186ZM6 186H7V184H6ZM13 186V185H12ZM12 186H9L10 188L12 187ZM14 186H15V184H14ZM13 186V187H14ZM46 186H50L49 188H47ZM78 186V185H77ZM128 186V185H127ZM132 186V185H131ZM142 186V185H141ZM157 187H158V185H156ZM189 186V185H188ZM187 186V187H188ZM213 186V185H212ZM16 187H18L17 185H16ZM19 187H21V185H19ZM29 187V186H28ZM54 187V186H53ZM118 187V186H117ZM117 187H115L114 186V188H116L115 190H117ZM126 187V186H125ZM156 187V188H157ZM183 187H185V186H183ZM259 187H261V186H259ZM8 188V187H7ZM22 188H24L25 189V186L23 187L22 186ZM21 188V189H22ZM31 188V187H30ZM34 188H35V186H34ZM33 188V189H34ZM73 188V187H72ZM82 188V187H81ZM127 188V187H126ZM132 188V187H131ZM134 188V187H133ZM139 188V187H138ZM202 188V187H201ZM14 189H16V188H14ZM19 189V188H18ZM29 189V188H28ZM37 189V188H36ZM64 189V188H63ZM76 189V188H75ZM80 189V188H79ZM143 189H144V187H143ZM164 189V188H163ZM183 189H185V188H183ZM187 189V188H186ZM185 189V190H186ZM190 189V188H189ZM195 189H196V186H195ZM200 189V188H199ZM214 189H217L216 187L214 188V186H213V190ZM4 188H3V192H4ZM11 190H12V188H11ZM67 190V189H66ZM85 190V189H84ZM112 190V189H111ZM120 190V189H119ZM131 190H133V189H131ZM138 190V189H137ZM155 190V189H154ZM185 190H184V192H185ZM193 190V189H192ZM202 190H203V188H202ZM209 190V189H208ZM218 190V189H217ZM258 190V189H257ZM256 190V191H257ZM1 191V190H0ZM14 191H16V190H14ZM19 191V190H18ZM26 191H29V190H25V191H23V192H26ZM36 191V190H35ZM61 191H64V190H61ZM73 191V190H72ZM79 191V190H78ZM86 191V190H85ZM109 191H110V189H109ZM125 191V190H124ZM141 191V192H142ZM152 191V190H151ZM156 191V190H155ZM154 191V192H155ZM165 190H163V192H164ZM187 191H190V190H188L187 189ZM198 191V190H197ZM197 191H195V192H197ZM207 191V190H206ZM210 191H211V189H210ZM219 191V190H218ZM240 190H235V195H239L238 194V192H239ZM242 191V190H241ZM261 191V190H260ZM262 191H263V189H262ZM261 191V192H262ZM5 192H7V189H6V191ZM12 192V191H11ZM22 192V190H21V193H23ZM60 192V191H59ZM84 192V191H83ZM87 192V191H86ZM85 192V193H86ZM89 192V191H88ZM87 192V193H88ZM98 192V191H97ZM97 192H95L96 194H98ZM106 192V191H105ZM105 192H104V194H105ZM132 192V191H131ZM135 192V191H134ZM140 192V191H139ZM157 192V191H156ZM162 192V191H161ZM208 192V191H207ZM217 192V191H216ZM215 192V193H216ZM264 192V191H263ZM8 193V192H7ZM9 193H10V191H9ZM16 192H14V194H15ZM70 193V192H69ZM74 193H76V192H74ZM90 193V192H89ZM107 193V192H106ZM116 193V192H115ZM120 193V192H119ZM128 193V192H127ZM166 193V192H165ZM185 193H187V192H185ZM199 193H201V192H199ZM204 193H206V192H204ZM220 192H218L217 194H219ZM231 193H233V191L231 190L227 195H225L224 197H222V198H220L219 200H218V198H217V196L215 195L214 196V194H213V200H212V203H211V208H212V206L214 205V203H213V201H217V204H219V206H217L216 204H215V208H214V212L215 213H217V211L218 210H220L219 211V213L222 211L223 212V215H224V218H225V221H226V226L224 227L225 229H226V227L228 228V230H229V234H227L228 236H226L225 235V237L227 238V242H226V240H224V242H225V244L226 245H228V246H225V247H227L226 248V250H228V248H229V246H230V250L232 251V248H231V246L233 245V246H235V247H237V249H240V251L241 250H243V252H244V250L247 248V245H246V243L245 242H243V241H241L240 240V235H239V232H237L236 230H235V228L237 227V225H236V221H235V211H231V209H232V207H231V205L228 207V208H223V207H227V206H225V205H227L228 203H229V201H230V199H231ZM242 193V192H241ZM1 194V193H0ZM23 194H25V193H23ZM72 194H73V192H72ZM83 194V193H82ZM144 194V195H145ZM159 194V193H158ZM162 194V193H161ZM193 194V193H192ZM208 194H209V192H208ZM257 194L259 195V196H261L263 199H264V194L263 193H260L259 192V190H258V192H257ZM2 195V194H1ZM16 195H17V193H16ZM19 197L21 196L20 195V191H19ZM69 195V194H68ZM74 195V194H73ZM73 195H72V197H73ZM86 195H88V194H86ZM85 195V196H86ZM107 195V194H106ZM113 195V194H112ZM123 195H125L124 193H123ZM138 195V194H137ZM143 195V194H142ZM160 195V194H159ZM190 195V194H189ZM188 195V196H189ZM197 195H199V194H197ZM210 195V194H209ZM212 195V194H211ZM232 195H234V194H232ZM13 197L14 195L12 194V195H10V197ZM90 196V195H89ZM102 196V195H101ZM113 196H115V195H113ZM191 196V195H190ZM237 196H236V198H237ZM23 197V196H22ZM24 197H28V196H24ZM52 197V198H53ZM78 197V196H77ZM81 197H83L82 195H81ZM97 197V196H96ZM100 197V196H99ZM161 197H162V195H161ZM182 197H184V195L182 196ZM201 198H202V196H200ZM203 197H207V196H203ZM14 198V197H13ZM15 198H18V196H16ZM21 198V197H20ZM80 198V197H79ZM93 198H95V197H93ZM142 198H143V196H135L134 197V200H138V203L139 204H137V205H135L134 207H133V205H130L129 203L130 202H133V200H132V198L131 197H128V199H129V201H128V210H129V215L131 214L132 215V217H133V219H127L123 214H121L120 213V217L122 218V220L123 221H125L126 223H124V222H122V220H118L117 221V223H116V225H117V229H118V232H119V236H123V237H126V242H125V244H123V245H121V244H117L116 242H114V243H116L117 245H112V247H110V254H109V258H110V262H108V264H131V263H133V264H153L152 262H153V260H152V257L153 256H155L154 254H155V252H152L153 251V249H154V245L152 244V243H150V241L149 242H139L138 240H136L135 239V235H133L130 239H128V237L132 234V233H134L135 231H138V232H141V235H143V234H145V233H147V226L148 225H150V223H149V220H151V219H149V217H150V208H148L144 203H142L141 201H142ZM162 198H164V197H162ZM195 198V197H194ZM233 198V197H232ZM22 199V198H21ZM71 199V198H70ZM74 199V198H73ZM100 199H102V198H100ZM116 199H117V197H116ZM161 199V198H160ZM205 200H206V198H204ZM233 199H235V198H233ZM237 199H239V198H237ZM23 200V199H22ZM77 200V199H76ZM120 200V199H119ZM201 200V199H200ZM236 200V199H235ZM239 200H241L242 201V199H239ZM245 200V199H244ZM59 201V200H58ZM57 201V202H58ZM67 201V200H66ZM75 201V200H74ZM101 201H103V200H101ZM158 201V200H157ZM190 201V200H189ZM196 201V200H195ZM199 201V200H198ZM202 201V200H201ZM201 201H199V202H201ZM231 201H233L232 199H231ZM237 201V200H236ZM241 201H240V203H241ZM246 201V200H245ZM26 202V201H25ZM71 202V201H70ZM89 202V201H88ZM93 202V201H92ZM114 202V201H113ZM124 202V201H123ZM152 202H155V201H153L152 200ZM184 202V201H183ZM182 202V203H183ZM193 202V201H192ZM205 202V201H204ZM73 203H75V202H73ZM77 203V202H76ZM86 203V202H85ZM102 203V202H101ZM142 203V204H141ZM162 203V202H161ZM177 203V202H176ZM190 203V202H189ZM198 203V202H197ZM202 203V202H201ZM233 203V202H232ZM237 203V202H236ZM78 204V203H77ZM105 204V203H104ZM104 204H103V206H104ZM133 204H134V202H133ZM141 204V205H140ZM151 204V203H150ZM153 204V203H152ZM156 204V202L154 203V205ZM194 204H195V202H194ZM203 204V203H202ZM238 204V203H237ZM246 204V203H245ZM62 206V202H60V204H58V206L56 205V208L58 209V207L59 206ZM72 205V204H71ZM106 205V204H105ZM156 205H158V204H156ZM164 205V204H163ZM200 205V204H199ZM240 205V204H239ZM238 205V206H239ZM23 206H24V204H23ZM54 206H55V204H54ZM64 206H66V205H64ZM79 206V205H78ZM102 206V207H103ZM114 206H115V203H114ZM113 206V207H114ZM116 206H118V208H120V206H121V203L120 202H118L117 204H116ZM127 206V205H126ZM172 206V205H171ZM176 206V205H175ZM181 206V205H180ZM185 206V205H184ZM183 206V207H184ZM187 206H189V205H187ZM204 206V205H203ZM245 206V205H244ZM260 207L262 206V211H261V214H260V222H261V224H262V228H263V230H264V202L263 203H260V205H259ZM75 207V206H74ZM173 207V206H172ZM172 207H170L169 208V210L167 211V213H168V215H169V218H170V221H169V223L172 225V223H173V225H175L174 227L176 228V229H179V228H181V226L183 227H185L186 228V230H187V228H195V227H199L200 225V222L198 221V224L195 222V221H197L196 220V218L195 217H193V215H189V214H187L186 216L184 215V213H182L184 216H180V218H177V215L179 216L181 213H180V211H179V213H176L177 211H174V209L172 208ZM178 207V206H177ZM25 208V207H24ZM66 208V207H65ZM112 208V207H111ZM199 208H200V206H199ZM54 209V208H53ZM77 209H78V207H77ZM113 209V208H112ZM111 209V210H112ZM161 209V208H160ZM192 209H193V207H192ZM194 209H196V207L194 208ZM202 211H203V209L204 208H200ZM29 210V209H28ZM28 210H25V214H26V212L28 211ZM59 210V213H60V209H58ZM67 210V209H66ZM70 210H72V208L70 209ZM74 210V209H73ZM72 210V211H73ZM86 210V209H85ZM88 210V209H87ZM114 210V209H113ZM242 210H243V208H242ZM121 211V210H120ZM125 211H126V209H125ZM191 211V210H190ZM193 211V210H192ZM195 211V210H194ZM193 211V212H194ZM197 211H199V210H197ZM64 212H66V211H64ZM71 212V211H70ZM74 212V211H73ZM75 212H77L75 215H77L78 213H79V210H76ZM81 212V211H80ZM86 212V211H85ZM91 212V211H90ZM90 212H87V214L88 213H90ZM205 212H206V210H205ZM188 213V212H187ZM190 213V212H189ZM215 213H213L212 215H214ZM248 213V212H247ZM22 214H24V212H22ZM24 214V215H25ZM55 214V213H54ZM57 214V213H56ZM62 215H63V213H61ZM60 214V215H61ZM181 214V215H182ZM203 214V213H202ZM221 214V213H220ZM243 214V211H241V215ZM92 215V214H91ZM115 215V214H114ZM118 215V214H117ZM217 215V214H216ZM56 216V215H55ZM58 216V215H57ZM63 216H66V215H63ZM243 216V215H242ZM16 217V216H15ZM14 217V218H15ZM59 217H61V216H59ZM68 217H69V215H68ZM77 217V216H76ZM75 217V218H76ZM203 217V216H202ZM211 217H213V216H211ZM216 217H218V215L216 216ZM25 218V220H24V222L29 218V217H24ZM56 218H58V217H56ZM168 218V219H169ZM245 218V217H244ZM62 219V218H61ZM68 220H66V221H64V223H61V227H60V230H62L63 229V225H68V224H72V223H74L73 225L75 226L76 224H77V221L76 222H74L75 221V219L73 218V219H69V218H67ZM154 219V218H153ZM215 219V218H214ZM242 219H243V217H238V221H240V222H242ZM57 220V219H56ZM156 220V219H155ZM99 221V220H98ZM61 222H62V220H61ZM80 223H84L81 219H80V221H79V224ZM154 223V222H153ZM152 223V224H153ZM206 223V222H205ZM209 223L210 222H208L206 225H205V227L204 228H208V226H209ZM243 223V222H242ZM203 224V223H202ZM154 225H152V227H153ZM177 226V227H176ZM204 226V225H203ZM11 227H13V226H11ZM155 227V226H154ZM171 227V226H170ZM75 228H76V226H75ZM93 228V227H92ZM8 229V228H7ZM56 230H57V228H55ZM66 229V228H65ZM64 229V230H65ZM71 229V228H70ZM60 230H57V232H59ZM68 230V229H67ZM72 230V229H71ZM152 231H153V229H151ZM180 230V229H179ZM178 230V231H179ZM204 229L202 228V231H203ZM233 230V231H232ZM70 231V230H69ZM181 231V230H180ZM194 231V230H193ZM232 231V232H231ZM67 232V231H66ZM94 232H95V229L93 228V232H92V229L89 227V226H87V225H84V231L82 230V235H80V237H79V235L77 236L78 238L77 239H75L74 241H72V243H70L69 244V241H67L68 242V244L67 245H61V247H62V249H63V251H67V253H68V245L71 247V246H73L75 243H80L81 242V240L83 241V244H84V246H86L87 248H88V250H89V252L92 254V252H93V250L92 249H95L96 248V243L94 242L95 241V239H94V241H93V237H94V235L96 236V234H94ZM149 232V231H148ZM184 232V231H183ZM204 232H206V231H204ZM224 234H226V232H224V231H222ZM5 235L7 234V235H11V236H13V238L11 237V239H16L18 236H22V235H25V233H26V231H19V230H12V229H8V230H5ZM3 233V234H4ZM73 233V232H72ZM136 233V232H135ZM155 232H153V234H154ZM67 234V233H66ZM71 234V233H70ZM69 234V235H70ZM150 235H152L151 233H149ZM182 234V233H181ZM187 234V233H186ZM195 234V233H194ZM203 234V233H202ZM68 235V234H67ZM67 235L65 236V237H67ZM196 235H198V234H196ZM246 235H248V233L246 232ZM4 236V235H3ZM2 236V237H3ZM17 236V237H16ZM56 236V235H55ZM187 236V235H186ZM191 236H193V235H191ZM202 237H204V235H201ZM200 236V237H201ZM10 237V236H9ZM65 237H64V243H65ZM118 237V236H117ZM116 237V238H117ZM181 238V237H180ZM183 238V237H182ZM189 238V237H188ZM1 239V238H0ZM7 239H8V237H7ZM10 239V238H9ZM59 239V238H58ZM119 239H121L120 237H119ZM123 239V238H122ZM185 239V238H184ZM67 240V239H66ZM72 240V239H71ZM117 240V239H116ZM154 240V239H153ZM181 240H183V239H181ZM12 241V240H11ZM63 241V240H62ZM145 241H147V240H145ZM174 241V240H173ZM188 241V240H187ZM187 241H186V243H183V241H182V243L181 244H183V245H185V247H178L179 246V244H178V242L176 243V245H177V247L178 248H176V250H175V252L173 253L172 252V254H170L169 256L167 255V253L165 254L164 252H163V258H161V257H159L160 259H162L164 262H166V264H183V261L186 259V257H187V255H182V252L186 249V248H191V249H193V247L196 245V242L194 243H190L189 245H186L187 244ZM7 242V241H6ZM9 242V241H8ZM24 245H27V246H30V248H28L30 251H31V253H26V255L28 256V258H29V260H31V261H37V263L38 264H42L41 262H40V260H38L37 258L36 259H34V258H32V255L33 254H35V253H37L39 256H38V258H41L42 256H43V253H44V249H45V244L46 243H37V241H33V243H29V242H32V241H29V242H27V241H21ZM27 242V243H26ZM61 242V241H60ZM59 242V243H60ZM71 242V241H70ZM185 242V241H184ZM228 243V244H227ZM66 244V243H65ZM2 245V244H1ZM55 245L56 246H53L52 248H51V250L50 251H52V250H54L55 248V251L54 252H52L51 253V255L49 254V258L48 259H50L51 261L53 260V261H56L55 263H59V264H62V254H61V252H58V249H59V245L60 244H58V243H55ZM255 245V244H254ZM232 246V247H233ZM171 247V246H170ZM174 247H175V245H174ZM173 247V248H174ZM240 247H244L243 249L242 248H240ZM2 248V247H1ZM234 248V247H233ZM170 249V248H169ZM175 249V248H174ZM235 249V248H234ZM236 249V251H238ZM173 250V249H172ZM230 250H228V251H230ZM161 251H163V250H161ZM187 251H189V253H190V250H188L187 249ZM192 251V250H191ZM227 251V252H228ZM231 251H230V253H231ZM233 251H235V250H233ZM251 251H252V248L250 247L249 248V250H248V252L246 253V257H247V260H248V257L251 255L250 253H251ZM239 252V251H238ZM237 252V253H238ZM242 252V251H241ZM2 249H0V257H2ZM4 253V252H3ZM85 253V252H84ZM169 253V252H168ZM226 253V252H225ZM229 253V252H228ZM226 254V255H230V253L229 254ZM236 253V254H237ZM6 254H8V253H6ZM188 254V253H187ZM190 254H193L192 256L195 258V257H198V254H196V253H190ZM235 254V256H237ZM243 254V253H242ZM241 253H240V255H239V257L241 256H243ZM254 254V253H253ZM232 255V254H231ZM234 255V254H233ZM18 256H20V255H18ZM94 256V255H93ZM191 256V257H192ZM235 256H232V258L233 257H235ZM86 257H87V260L89 259H91V256H88V254L86 255ZM190 257V258H191ZM228 257V256H227ZM230 257L231 256H229V258H228V261H232L233 259H230ZM251 257V256H250ZM20 258H21V256H20ZM22 258H23V256H22ZM21 258V259H22ZM236 258V257H235ZM251 258H253V257H251ZM251 258H249V259H251ZM3 259V258H2ZM5 257H4V261H5ZM230 259V260H229ZM237 259V258H236ZM240 259V258H239ZM24 260V259H23ZM27 260V259H26ZM226 260H227V258H226ZM243 260V259H242ZM244 260H246V259H244ZM227 261V263H229ZM236 261H238V260H236ZM156 263H158L159 261H155ZM239 262H241V260H239ZM243 262V261H242ZM16 263V262H15ZM78 263H81V260H79L78 261ZM92 263L93 264H98V262H94V260L92 261ZM230 263H232V262H230ZM244 263H246V262H244ZM250 263V262H249ZM46 264H50V263H46ZM189 264H204V263H200V261H199V259H197L196 258V260L195 259H190L189 260ZM234 264H235V262H234ZM236 264H239V263H236ZM243 264V263H242ZM248 264V263H247Z\"/></svg>","mask_w":264,"mask_h":264},{"label":"snow or ice","instance_id":"3","mask_svg":"<svg viewBox=\"0 0 264 264\" xmlns=\"http://www.w3.org/2000/svg\"><path fill=\"white\" fill-rule=\"evenodd\" d=\"M227 34V32L226 31H222L221 33H220V38H222L224 35H226ZM216 43V41H213V44H215ZM207 62V57L205 58V63ZM199 71H203V69H199ZM261 86L262 87H264V82H262V84H261ZM253 99H255V97L253 98ZM214 118V117H213Z\"/></svg>","mask_w":264,"mask_h":264}]
</instances>
